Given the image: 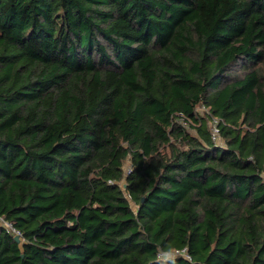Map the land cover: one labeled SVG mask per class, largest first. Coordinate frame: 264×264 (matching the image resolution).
I'll list each match as a JSON object with an SVG mask.
<instances>
[{
	"label": "trees",
	"instance_id": "1",
	"mask_svg": "<svg viewBox=\"0 0 264 264\" xmlns=\"http://www.w3.org/2000/svg\"><path fill=\"white\" fill-rule=\"evenodd\" d=\"M0 216V264H264V0H0Z\"/></svg>",
	"mask_w": 264,
	"mask_h": 264
},
{
	"label": "built area",
	"instance_id": "2",
	"mask_svg": "<svg viewBox=\"0 0 264 264\" xmlns=\"http://www.w3.org/2000/svg\"><path fill=\"white\" fill-rule=\"evenodd\" d=\"M197 111L203 115L204 112H207V109L203 106L200 105L197 109ZM176 122L178 124H180L183 128L191 131V133H193V130L189 129L188 126V122L187 120L184 118L183 115L179 114L176 118ZM209 131H210V136L212 138V140L215 142V144H217L218 146H222L223 145V140L220 138L219 136V130L217 127V120L216 119H211L209 122ZM131 172V164L130 162L126 163L125 167H124V175H128ZM109 183H113L112 181H108ZM127 198H129L128 193H125ZM0 227H3L4 230L9 233L12 236H17L18 238L22 237V231L17 228L13 223H11L10 221L6 220L5 218L0 216ZM171 253V257L173 256H182L183 258L187 259V260H191V256L188 253V250L186 247H183L181 249H176ZM159 257L160 258H166L168 257L166 255V253L160 252L159 253Z\"/></svg>",
	"mask_w": 264,
	"mask_h": 264
},
{
	"label": "clouds",
	"instance_id": "3",
	"mask_svg": "<svg viewBox=\"0 0 264 264\" xmlns=\"http://www.w3.org/2000/svg\"><path fill=\"white\" fill-rule=\"evenodd\" d=\"M166 255H167L169 258H171V253H166Z\"/></svg>",
	"mask_w": 264,
	"mask_h": 264
},
{
	"label": "water",
	"instance_id": "4",
	"mask_svg": "<svg viewBox=\"0 0 264 264\" xmlns=\"http://www.w3.org/2000/svg\"><path fill=\"white\" fill-rule=\"evenodd\" d=\"M14 238H15V240H17V241H18V239H19L17 236H14Z\"/></svg>",
	"mask_w": 264,
	"mask_h": 264
}]
</instances>
